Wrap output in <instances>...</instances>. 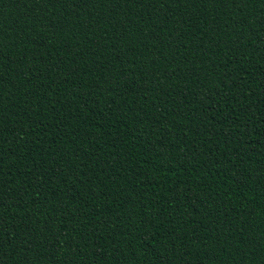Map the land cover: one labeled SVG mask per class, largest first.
<instances>
[{"label":"trees","instance_id":"16d2710c","mask_svg":"<svg viewBox=\"0 0 264 264\" xmlns=\"http://www.w3.org/2000/svg\"><path fill=\"white\" fill-rule=\"evenodd\" d=\"M0 264H264V0H0Z\"/></svg>","mask_w":264,"mask_h":264}]
</instances>
